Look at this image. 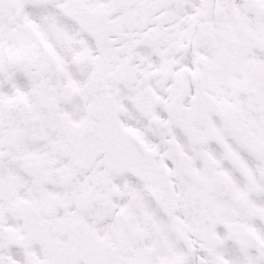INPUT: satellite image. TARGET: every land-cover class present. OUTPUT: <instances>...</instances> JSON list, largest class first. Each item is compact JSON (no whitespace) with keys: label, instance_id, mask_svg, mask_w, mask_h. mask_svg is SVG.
Instances as JSON below:
<instances>
[{"label":"snow or ice","instance_id":"obj_1","mask_svg":"<svg viewBox=\"0 0 264 264\" xmlns=\"http://www.w3.org/2000/svg\"><path fill=\"white\" fill-rule=\"evenodd\" d=\"M0 264H264V0H0Z\"/></svg>","mask_w":264,"mask_h":264}]
</instances>
